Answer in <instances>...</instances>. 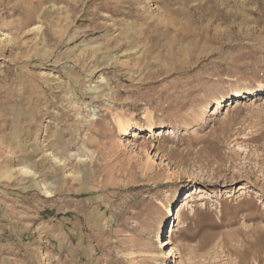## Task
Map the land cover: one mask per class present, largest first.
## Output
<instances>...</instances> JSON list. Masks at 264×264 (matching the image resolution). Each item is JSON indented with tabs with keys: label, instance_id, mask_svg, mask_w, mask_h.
Wrapping results in <instances>:
<instances>
[{
	"label": "rangeland",
	"instance_id": "374dc122",
	"mask_svg": "<svg viewBox=\"0 0 264 264\" xmlns=\"http://www.w3.org/2000/svg\"><path fill=\"white\" fill-rule=\"evenodd\" d=\"M0 264H264V0H0Z\"/></svg>",
	"mask_w": 264,
	"mask_h": 264
},
{
	"label": "bare ground",
	"instance_id": "6f19581e",
	"mask_svg": "<svg viewBox=\"0 0 264 264\" xmlns=\"http://www.w3.org/2000/svg\"><path fill=\"white\" fill-rule=\"evenodd\" d=\"M258 99H259V98H258ZM241 104H242V100H240V99L238 98V99H235L234 101H232V103L228 104V107H232V106L238 107V106H240ZM235 107H234V108H235ZM126 129H127V128H125V130H126ZM159 135H160V134H159ZM159 135H158V136H159ZM135 136H137V135H136V134H133V137H135ZM46 194L50 195V193L47 192V191H46ZM186 200H187V198H184V200H183V205H186V204H187ZM177 212H178V211H177ZM168 213H169V215H172V218L174 217V210H169ZM176 214H177V213H176ZM160 243H161V244L163 243V245H168V244H169V242H167V240H161ZM170 253H171V250L169 251L168 255H171V256H172V254H170Z\"/></svg>",
	"mask_w": 264,
	"mask_h": 264
}]
</instances>
